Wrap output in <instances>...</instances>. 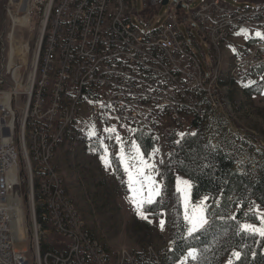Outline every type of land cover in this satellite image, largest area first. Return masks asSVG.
Listing matches in <instances>:
<instances>
[{"label":"built area","instance_id":"built-area-1","mask_svg":"<svg viewBox=\"0 0 264 264\" xmlns=\"http://www.w3.org/2000/svg\"><path fill=\"white\" fill-rule=\"evenodd\" d=\"M119 1L120 11H111V0H92L89 6H82V0H26L24 18L38 25L36 42L46 40V51L43 58H34L33 52L26 78L20 68L0 72V264H35L42 235L37 210L42 222L66 241L64 251L42 254L44 264H157L170 257L169 252L165 260L153 256L150 247L143 252L121 248L113 257L95 255L94 246L87 244V237L93 236L80 213L72 212L63 182L50 174L56 154H47V147L59 148L62 129L49 133V124L69 122V116L85 108L88 116H103L109 128L129 124L147 135H160L200 117L192 86L208 90V108L218 110L213 87L220 63L216 43H225L236 31L246 32V25L264 24V14H259L264 3L234 8L221 0H206L190 12L210 49L207 73L178 31L172 12L159 30L142 34L130 17L136 0ZM164 1L143 0V8H160ZM181 4L174 2L171 8L177 12ZM65 9H72V16H65ZM227 10H234V17H227ZM223 18H233L235 29H218ZM54 27H61V35L59 42L50 43ZM247 33L264 42V35ZM180 65H187V72H180ZM240 69L241 79L264 70V55L255 51V44L240 56ZM34 73H43V84H38L35 102H27V84L34 81ZM61 91L71 92L70 103H60ZM19 121L31 127L29 148H19ZM22 150H29V160L37 156V179H30L31 170L22 175ZM30 181H39L34 198H26ZM17 242H25L26 249L16 250Z\"/></svg>","mask_w":264,"mask_h":264},{"label":"rangeland","instance_id":"rangeland-1","mask_svg":"<svg viewBox=\"0 0 264 264\" xmlns=\"http://www.w3.org/2000/svg\"><path fill=\"white\" fill-rule=\"evenodd\" d=\"M14 1L0 0V72L5 68H20L22 72L24 71L26 78L31 69L33 52L34 56L37 52L38 25L32 22L27 23L24 18L25 12L22 10V1ZM178 1L182 2L181 9L174 12L171 5ZM205 1L194 0L189 4L188 0H169L168 4L160 8L145 10L143 0H136V8L130 14L131 22L140 33L145 34V30L150 33L159 30L169 19V12H172L178 31L202 65L203 70L208 73V66L211 64L210 49L199 34L196 23L189 18L190 12L196 10ZM221 1L234 8H252L255 4L264 3V0ZM19 2H21V8L17 9ZM16 14L19 15L16 17ZM246 31L259 32L264 35L257 30ZM249 39L250 36L245 39L246 43L242 47L240 43L233 44L229 53L224 51L223 46L216 54L220 58V63L216 67L218 72L216 107L218 110L210 111L206 108L198 119L204 141L210 143L211 146H220L230 153H235L236 168L240 173L244 172V166L248 162L257 164L264 160V70L241 79L242 69H240V56L245 54L255 42V51L264 55V43L258 42L262 41V37ZM10 60L11 64H9ZM27 85V91H29L31 82ZM26 99H28L27 95ZM77 117V120L75 119L76 121L64 134L61 145L57 147L54 163L61 176L66 194L78 209L87 230L106 250L115 252L126 248L135 252H143L151 247L157 256L165 260V255L172 249L173 237L177 235L179 227L182 226L180 218L184 223L183 235L186 239L209 224L208 197L202 196L198 201L192 202L191 181L169 168V151L164 132L153 136L155 145L148 155H144L134 137L136 132L143 133L137 127L120 123L114 128H109L103 116H88L85 108ZM174 131L175 136L171 138L174 143L179 142L186 134L195 133V129L188 121ZM134 144L139 148L143 159L149 165H154V168H146L144 171L151 175L160 190V194L153 197V203H145L141 208L146 219L137 215L136 206L129 199L133 193L129 191L128 175L124 171L125 165L134 171L131 166L139 163L138 160L130 159L136 155ZM19 148H21L20 145ZM121 155L125 158L124 163H121ZM102 156L106 157L107 166L101 159ZM20 161L22 162L21 173L25 177L27 159L23 150ZM28 161L31 163V158ZM171 171L174 183L166 196L161 174L165 172L169 175ZM178 181L181 182L179 185ZM183 181H187L188 185H184ZM178 187L180 191H177ZM143 195L147 196L146 188ZM177 201L181 208L180 218L175 210ZM155 202H159L164 209L148 213L147 208ZM186 204L189 215L194 209H203L202 215L206 221L191 235L188 232L191 225L185 220ZM214 204L218 207L220 199H217ZM213 211L215 213V209ZM242 211L241 218L236 221L239 232H245L241 228L242 225L261 226L264 210L257 203L250 202ZM234 215L235 212L231 210L227 218L233 219ZM224 219V217H218L216 220L223 221ZM161 221H164L163 229ZM41 224L40 251L42 247L46 249L45 253L64 251L65 239L54 234L48 222H41ZM246 233L255 234L264 241V237L259 234ZM14 246L19 252L27 247L25 242H17ZM261 251L264 252V244ZM189 252L195 253V259L188 255ZM234 252L239 253L237 250L229 251L221 264H229V261L233 264L237 260L233 255ZM40 257L43 258L41 254ZM179 261L177 264H198V253L190 249ZM161 263L167 264V261ZM168 264H174L170 257Z\"/></svg>","mask_w":264,"mask_h":264},{"label":"trees","instance_id":"trees-1","mask_svg":"<svg viewBox=\"0 0 264 264\" xmlns=\"http://www.w3.org/2000/svg\"><path fill=\"white\" fill-rule=\"evenodd\" d=\"M197 96L201 101L203 100L201 95ZM202 102L205 105V112L209 105L205 101ZM200 117L188 119L195 133L186 134L177 143L171 140L175 136L174 130L164 131L169 151V168L191 181L192 202L198 201L202 196L208 197V219L210 220L203 230L186 239L183 235L184 223L180 218V203L177 201L175 210L182 226L173 237L170 258L172 262H176L187 251L194 249L198 253V264H221L229 251L237 250L240 258L233 264H264V252L261 251L263 239L255 234L239 232L236 223L242 216V210L250 202L257 203L264 210V160L257 164L248 162L244 166V172L240 173L236 168L235 153H230L220 146H211L204 141L198 122ZM134 137L143 154L148 155L155 145L153 136H144L143 133L136 132ZM172 171L169 175L165 172L161 174L166 196L174 183ZM217 199H220V204L215 207L214 203ZM162 209L164 206L155 202L147 208V212L155 213ZM231 210L235 212L233 219L227 218ZM218 217L225 219L218 221L216 220ZM37 220L41 224L39 210H37ZM45 252L46 249L42 247L41 256Z\"/></svg>","mask_w":264,"mask_h":264},{"label":"bare ground","instance_id":"bare-ground-1","mask_svg":"<svg viewBox=\"0 0 264 264\" xmlns=\"http://www.w3.org/2000/svg\"><path fill=\"white\" fill-rule=\"evenodd\" d=\"M17 1H22V10H25L26 0H17ZM89 1H92V0H82V6H89ZM111 11H120V1L119 0H111ZM259 14H264V7H259ZM65 16H72V9H65ZM227 17H234V10H227ZM225 26H227V29H235V21H233V18H223V22H218V29H225ZM246 30H257V31H261L262 33H264V24L246 25ZM59 35H61V27H54V30H51L50 43L59 42ZM258 42L264 43L262 41H258ZM37 43H38L37 52L34 58H43L45 51H46V40H39ZM224 44L225 43H216V54L220 52V49L221 47L224 46ZM9 64H11V60ZM180 72H187V65H180ZM14 76L15 77L17 76V72H14ZM217 79H218V72L215 69V73L213 77V87H214L215 93H217L216 92ZM38 84H43V73H34V81H31V86L29 88V91H26L27 92L26 95L28 96L27 102H35V99L37 98V95L39 94ZM192 94L194 95V102H199V112H201V115H202L204 113V107H205L202 101H205L208 105H210L212 104V97H209L208 90L200 89V86H192ZM198 94L203 97L202 101L197 96ZM70 100H71V92L61 91L60 103H70ZM77 116L79 115L69 116V122L68 120H60L59 122H52L49 124V133H58L60 132V129H62L61 136H59V144L62 142L63 136L68 130V128L71 125H73V122L77 120L76 119L78 118ZM18 131L20 134L19 136L20 147L29 148V142L31 140V127L26 126V121H19ZM57 147H58V144H51V147H47V154H56ZM23 151L27 159V164H26L27 169L26 170H31L30 179H37L38 170H33V164H37V156H30L31 158V163H30L28 161L29 160V150H23ZM50 174H56V177L58 178V182H62L61 176L59 175L56 169V165L54 161H51ZM36 195H39V181H30V184L28 185V191H26V198H34ZM71 208H72V212H78V209L76 208V206L74 205L72 201H71ZM89 235L91 236L90 233ZM96 242L98 241L94 239L93 237H87V244L89 246H94L95 255H104V257H113V252H109L108 250L105 249L104 246H102L101 244H96ZM152 249L150 247V251H152ZM152 254L153 256H157V254L154 253L153 251H152ZM34 255H35V264H44V256L43 258H41L39 251H34ZM157 264H162V263L158 262Z\"/></svg>","mask_w":264,"mask_h":264},{"label":"snow or ice","instance_id":"snow-or-ice-1","mask_svg":"<svg viewBox=\"0 0 264 264\" xmlns=\"http://www.w3.org/2000/svg\"><path fill=\"white\" fill-rule=\"evenodd\" d=\"M257 36H260L261 34L259 32L256 33ZM111 131V130H110ZM119 139V137H117ZM133 148L135 149L136 155L133 157H130V159L138 160V164H133L131 167L134 169V171L130 170V167L128 165H125L124 171L128 175V188L133 195L129 197L130 201L136 206V212L137 215L141 216L142 219H146V217L143 215L141 208L142 206L146 204L153 203V197L160 194L159 187L155 185V181L152 179L151 175H148L145 173L146 168H154V165H149L144 159L143 156L139 153V148L136 147V145H133ZM102 160L105 161L106 166L108 165V161L105 156L101 157ZM121 163H124V156L121 155L120 157ZM181 183L178 181V185ZM184 185H188L187 181H183ZM147 189V196L145 197L143 195L144 189ZM181 189L178 187L177 191H180ZM186 211H185V220L189 222L191 227H189L188 232L191 235L192 232L196 231L198 228L202 227L204 223H206L202 212L203 209H194L189 215V212L187 210V204L185 205ZM161 228L163 229L164 221H161ZM242 230L245 232H252L259 234L261 237H264V216L261 217V226L256 227L254 225H242ZM189 256H191L193 259H195V253L189 252ZM233 255L239 259L240 253L234 252ZM229 264H231V261H229Z\"/></svg>","mask_w":264,"mask_h":264},{"label":"crops","instance_id":"crops-1","mask_svg":"<svg viewBox=\"0 0 264 264\" xmlns=\"http://www.w3.org/2000/svg\"><path fill=\"white\" fill-rule=\"evenodd\" d=\"M248 36H250V39H254L256 37L255 35H254L255 36L254 37L253 34L251 35V34H249L247 32L236 31L235 33L232 34V36L230 37L229 41L224 45V51L228 52V53L231 52V48L233 47V44H237V43H240V45L242 47L243 45H245V43H246L245 39Z\"/></svg>","mask_w":264,"mask_h":264},{"label":"water","instance_id":"water-1","mask_svg":"<svg viewBox=\"0 0 264 264\" xmlns=\"http://www.w3.org/2000/svg\"><path fill=\"white\" fill-rule=\"evenodd\" d=\"M167 1H168V0H165V1H164V5H166V4H167Z\"/></svg>","mask_w":264,"mask_h":264}]
</instances>
